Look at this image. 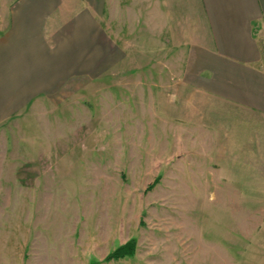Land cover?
Instances as JSON below:
<instances>
[{
	"label": "rangeland",
	"instance_id": "374dc122",
	"mask_svg": "<svg viewBox=\"0 0 264 264\" xmlns=\"http://www.w3.org/2000/svg\"><path fill=\"white\" fill-rule=\"evenodd\" d=\"M147 3L107 1L93 45L0 121V264H264V138L186 78L200 32L150 31Z\"/></svg>",
	"mask_w": 264,
	"mask_h": 264
},
{
	"label": "crops",
	"instance_id": "0c3cea01",
	"mask_svg": "<svg viewBox=\"0 0 264 264\" xmlns=\"http://www.w3.org/2000/svg\"><path fill=\"white\" fill-rule=\"evenodd\" d=\"M107 1L16 0L7 10L0 34V121L54 88L51 81L61 76L52 65L62 55L75 58L78 48L93 45L84 34L103 32ZM147 2L150 31L200 32L187 54L186 78L214 99V110L230 117L232 126L260 130L263 139L264 0ZM189 15L192 27L183 28ZM54 18L59 25L52 24Z\"/></svg>",
	"mask_w": 264,
	"mask_h": 264
},
{
	"label": "trees",
	"instance_id": "16d2710c",
	"mask_svg": "<svg viewBox=\"0 0 264 264\" xmlns=\"http://www.w3.org/2000/svg\"><path fill=\"white\" fill-rule=\"evenodd\" d=\"M134 251V241H129L108 254L107 259H119L125 256H131Z\"/></svg>",
	"mask_w": 264,
	"mask_h": 264
}]
</instances>
